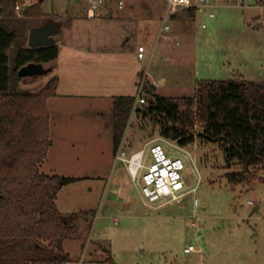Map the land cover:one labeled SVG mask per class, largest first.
Wrapping results in <instances>:
<instances>
[{
    "label": "rangeland",
    "instance_id": "obj_1",
    "mask_svg": "<svg viewBox=\"0 0 264 264\" xmlns=\"http://www.w3.org/2000/svg\"><path fill=\"white\" fill-rule=\"evenodd\" d=\"M213 2L214 17L197 12L193 21L187 18V23L177 21L176 27L170 19L167 22L170 29L160 36L166 2L159 0L162 16L154 23L149 36L140 39L146 45L141 67L145 66L148 76L139 79L138 87L152 84L155 93L180 97L193 95L199 80L204 78L264 79V4L255 0ZM66 4L69 0H44L40 16L22 17L16 13L24 22L23 44L28 45V33L33 27L46 25L43 12ZM184 14L181 11L174 16ZM47 15L54 20L59 18L53 13ZM43 65L47 67L48 63ZM44 75L24 77L18 87L37 92ZM137 92L138 88L136 95ZM141 94L144 100L136 107L149 99L143 90ZM70 108L66 109L71 112H67L70 114L64 119L70 124L64 128L63 135L49 134L51 145L39 164L43 173L76 178L63 183L56 195L59 210L77 217L76 229L62 246L72 259L70 264H208L211 256L216 257L219 264H227L234 248L223 245L226 239H221L218 233L227 230L217 228L222 224H231L232 229L238 224L241 229L254 232V238L259 237V253L264 258V218L257 219L259 215L264 216V169L249 168L261 181L230 183L226 174L242 171L243 166L228 164L217 143L196 137L185 146L191 159L185 160L184 169L188 181L195 185L194 191L180 202L146 204L124 163L114 158L113 140L107 145L101 165L90 164V156L95 158L100 148L95 140L97 131L88 128L91 121L79 108ZM103 108L106 110L105 106ZM106 120V117L101 118L102 125ZM160 127L157 116H141L133 108L119 146L131 151L149 141H172L161 135ZM194 130L198 131L199 126ZM164 150L168 154H180L169 150L165 143ZM115 173L122 180L118 187H113L117 197L124 190L122 186L128 197L122 202L117 198L110 204L112 207L106 208L103 187L109 174ZM195 198L197 203H194ZM254 205L259 208L254 210ZM114 217L118 218L117 222ZM193 221H199L198 225H193ZM188 244L202 247V251L185 253L183 248Z\"/></svg>",
    "mask_w": 264,
    "mask_h": 264
},
{
    "label": "trees",
    "instance_id": "obj_2",
    "mask_svg": "<svg viewBox=\"0 0 264 264\" xmlns=\"http://www.w3.org/2000/svg\"><path fill=\"white\" fill-rule=\"evenodd\" d=\"M42 1L35 0L20 16H40ZM14 3L2 0L0 6V264H63L71 259L63 241L76 229L77 217L57 208L56 195L63 183L76 178L39 169L50 145L46 99L54 94L57 78L37 92H21L18 83L24 77L17 75L28 62L54 60L58 46H25L24 22ZM183 12L195 15L191 9ZM154 89L152 84L142 87L149 99L141 107L134 108L136 94L114 97V150L134 108L141 116H157L161 135L182 146L196 137L217 143L228 164L244 168L226 174L230 183L262 180L249 168L264 169V79L204 78L193 95L180 97Z\"/></svg>",
    "mask_w": 264,
    "mask_h": 264
},
{
    "label": "crops",
    "instance_id": "obj_3",
    "mask_svg": "<svg viewBox=\"0 0 264 264\" xmlns=\"http://www.w3.org/2000/svg\"><path fill=\"white\" fill-rule=\"evenodd\" d=\"M159 6V0H105L93 10L89 0H69V4L57 10L43 12L42 16L46 18L44 23L52 21L56 25L49 37L51 43L58 46L56 58L47 62L51 71L40 79L43 87L51 77L57 78L54 94L46 99L49 134L63 135L64 128L70 124L64 121L70 114L67 112H71L66 109H71V106L79 108L81 114L91 121H88V128L97 131L95 140L100 144L96 157L90 156V164L101 165L107 145L112 143L114 97L136 94L139 79L148 76L144 71L145 66L141 67V61L146 56V45L140 39L145 35L149 36L154 23L162 16ZM52 13L59 18L54 20L53 16L47 15ZM186 18L193 21L196 14L194 17L173 16V27H176L177 21L186 22ZM138 45L145 48V55L141 59L137 57ZM102 117L107 119L105 125L101 123ZM118 182L122 183V180L116 173L109 174L102 191L106 208L112 207L110 204L117 201V198L122 202L128 197L124 186L121 196L117 197V190L113 187H118ZM253 208L255 210L259 207L254 205ZM114 218L118 221L117 217ZM262 218L263 215L257 217L259 221ZM229 220H232L231 216ZM220 227L227 230L218 233L221 239H226L223 245L234 248V254L229 260L225 256L227 264H264V258L259 253V237L256 235L254 238V232L241 229L238 224H234L233 229L231 224H222L217 228ZM194 247L188 252L183 248V251H202V247ZM215 258L211 256L212 261H208V264H219Z\"/></svg>",
    "mask_w": 264,
    "mask_h": 264
},
{
    "label": "built area",
    "instance_id": "obj_4",
    "mask_svg": "<svg viewBox=\"0 0 264 264\" xmlns=\"http://www.w3.org/2000/svg\"><path fill=\"white\" fill-rule=\"evenodd\" d=\"M35 0H15L14 11L17 15L26 4H31ZM105 0H89L91 9H97ZM259 4H264V0H255ZM2 0H0L1 6ZM165 13L162 17V25L160 27L159 35H164L163 32L170 29L167 23L175 14L183 10H194L197 12H204L208 17H214L215 3L213 0H165ZM121 5V1H120ZM262 20V18H260ZM204 26V24H202ZM137 57L143 58L145 55V48L143 45H138ZM142 84L138 87L134 108L136 104L141 103L144 98L141 94ZM164 143L171 151H177L180 154H168L164 150ZM115 159L124 163L127 172L136 185L139 196L144 203L153 204L162 201L180 202L184 196L194 191L195 185L191 184L184 171L185 160L191 159V154L186 150L185 146L177 143V141H149L143 146H140L131 151H127L122 146H118L115 152ZM197 203V199H194ZM252 203V201H249ZM116 222L117 219L114 218ZM199 221H193V225H198ZM195 247L192 244L184 247V251L188 252ZM63 264H70L65 261ZM80 264V262H79Z\"/></svg>",
    "mask_w": 264,
    "mask_h": 264
},
{
    "label": "water",
    "instance_id": "obj_5",
    "mask_svg": "<svg viewBox=\"0 0 264 264\" xmlns=\"http://www.w3.org/2000/svg\"><path fill=\"white\" fill-rule=\"evenodd\" d=\"M29 6V4L24 5L20 10V14L23 15ZM55 29L56 25L52 21H48L45 26L33 27L28 33V45L40 46L51 44L52 41L49 34H51ZM48 70L49 67H44L42 62L31 61L20 66L17 70V75L20 77H31L46 74ZM20 91L24 92L26 89H20Z\"/></svg>",
    "mask_w": 264,
    "mask_h": 264
}]
</instances>
